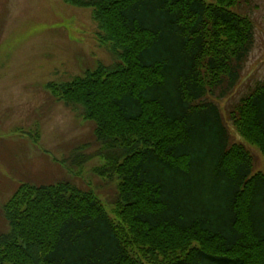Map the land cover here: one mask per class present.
I'll return each instance as SVG.
<instances>
[{"label": "trees", "instance_id": "1", "mask_svg": "<svg viewBox=\"0 0 264 264\" xmlns=\"http://www.w3.org/2000/svg\"><path fill=\"white\" fill-rule=\"evenodd\" d=\"M89 8L119 63L54 96L95 124L112 212L70 182L22 184L0 264H264V81L227 112L254 43L242 0H65ZM247 2V0H243ZM87 158L77 157L83 164Z\"/></svg>", "mask_w": 264, "mask_h": 264}, {"label": "rangeland", "instance_id": "2", "mask_svg": "<svg viewBox=\"0 0 264 264\" xmlns=\"http://www.w3.org/2000/svg\"><path fill=\"white\" fill-rule=\"evenodd\" d=\"M234 12L252 21L254 43L240 81L218 101L226 123L227 112L264 81V0H242ZM119 53L105 41L89 8L65 0H0V235L11 230L2 207L22 184L67 181L91 191L112 212L118 182L95 173L103 165L95 156L101 150L95 124L48 85L109 68L120 62ZM230 126L231 141L252 155L255 172H264L260 151ZM77 157L87 160L76 165Z\"/></svg>", "mask_w": 264, "mask_h": 264}]
</instances>
